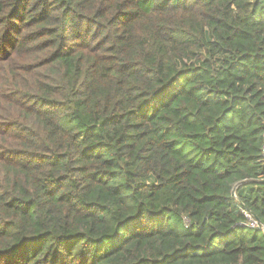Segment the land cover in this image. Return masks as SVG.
<instances>
[{"label":"trees","instance_id":"obj_1","mask_svg":"<svg viewBox=\"0 0 264 264\" xmlns=\"http://www.w3.org/2000/svg\"><path fill=\"white\" fill-rule=\"evenodd\" d=\"M263 143L264 0H0V264H264Z\"/></svg>","mask_w":264,"mask_h":264},{"label":"built area","instance_id":"obj_2","mask_svg":"<svg viewBox=\"0 0 264 264\" xmlns=\"http://www.w3.org/2000/svg\"><path fill=\"white\" fill-rule=\"evenodd\" d=\"M262 159L264 161V143L262 145ZM242 213L246 219L245 225L252 229H259L261 228V224L259 221L251 214L248 210L242 209Z\"/></svg>","mask_w":264,"mask_h":264}]
</instances>
